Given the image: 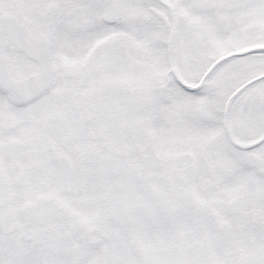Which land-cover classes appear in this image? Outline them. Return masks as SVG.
Masks as SVG:
<instances>
[{"label": "snow or ice", "instance_id": "1", "mask_svg": "<svg viewBox=\"0 0 264 264\" xmlns=\"http://www.w3.org/2000/svg\"><path fill=\"white\" fill-rule=\"evenodd\" d=\"M0 264H264V0H0Z\"/></svg>", "mask_w": 264, "mask_h": 264}]
</instances>
